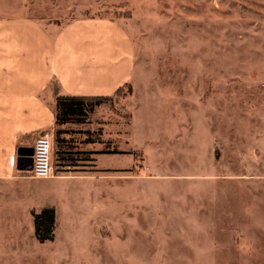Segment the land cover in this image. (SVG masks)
Returning <instances> with one entry per match:
<instances>
[{
  "label": "rangeland",
  "instance_id": "374dc122",
  "mask_svg": "<svg viewBox=\"0 0 264 264\" xmlns=\"http://www.w3.org/2000/svg\"><path fill=\"white\" fill-rule=\"evenodd\" d=\"M2 16L51 29L109 18L138 69L83 123L60 125L62 159L53 130L55 175L76 165L80 179L0 186V207L21 215L41 191L56 210L53 241L25 220L10 243L0 208V264H264V0H0ZM103 123L123 157L98 171L75 148Z\"/></svg>",
  "mask_w": 264,
  "mask_h": 264
},
{
  "label": "crops",
  "instance_id": "0c3cea01",
  "mask_svg": "<svg viewBox=\"0 0 264 264\" xmlns=\"http://www.w3.org/2000/svg\"><path fill=\"white\" fill-rule=\"evenodd\" d=\"M137 69L130 34L109 18H83L51 29L29 17H0V186L38 179L28 169L30 149L42 132L62 129L55 124L58 95L110 96L127 83L132 87ZM93 126L87 124L89 128L83 130L92 131ZM99 126L103 137L84 138L79 144L83 147L75 150L89 155L91 169L109 170L111 156L123 154L113 153L112 139L106 136L108 124ZM60 152L56 143V159L63 155ZM56 167L62 175L49 179L81 177L80 166ZM34 195L35 206L24 204L21 215L14 204L0 207L9 212L5 227L12 232L5 235L8 242L20 238L24 221L33 222L34 213L43 207L54 208L45 192Z\"/></svg>",
  "mask_w": 264,
  "mask_h": 264
},
{
  "label": "trees",
  "instance_id": "16d2710c",
  "mask_svg": "<svg viewBox=\"0 0 264 264\" xmlns=\"http://www.w3.org/2000/svg\"><path fill=\"white\" fill-rule=\"evenodd\" d=\"M124 86L130 87L128 83ZM123 87L117 89L113 95L118 94ZM113 95H58L55 101V124L60 126L66 122L83 123L88 113L92 112L95 106L99 105L102 101L111 99ZM63 132L64 130L62 129L55 131V142L58 145L64 140L61 138V133ZM55 222L56 215L53 207H43L39 212L33 214L34 236L40 243L54 240Z\"/></svg>",
  "mask_w": 264,
  "mask_h": 264
},
{
  "label": "built area",
  "instance_id": "2783aa9c",
  "mask_svg": "<svg viewBox=\"0 0 264 264\" xmlns=\"http://www.w3.org/2000/svg\"><path fill=\"white\" fill-rule=\"evenodd\" d=\"M53 133L42 132L34 141L31 176L38 179L55 177L52 165Z\"/></svg>",
  "mask_w": 264,
  "mask_h": 264
},
{
  "label": "water",
  "instance_id": "95a60500",
  "mask_svg": "<svg viewBox=\"0 0 264 264\" xmlns=\"http://www.w3.org/2000/svg\"><path fill=\"white\" fill-rule=\"evenodd\" d=\"M32 153H33V149L31 148L30 149V157H29V166H28V169L30 170L32 168Z\"/></svg>",
  "mask_w": 264,
  "mask_h": 264
}]
</instances>
